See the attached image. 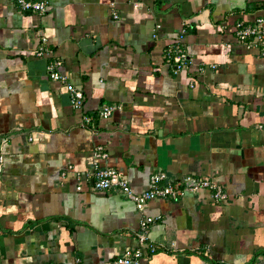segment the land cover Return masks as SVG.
<instances>
[{"label": "crops", "instance_id": "crops-1", "mask_svg": "<svg viewBox=\"0 0 264 264\" xmlns=\"http://www.w3.org/2000/svg\"><path fill=\"white\" fill-rule=\"evenodd\" d=\"M259 18L264 0H49L44 14L0 0V264H114L148 243L142 264H264V56L235 34ZM176 37L190 58L177 71ZM54 60L65 82L48 77ZM97 147L133 194L160 173L229 199L188 190L139 212L93 189Z\"/></svg>", "mask_w": 264, "mask_h": 264}, {"label": "built area", "instance_id": "built-area-1", "mask_svg": "<svg viewBox=\"0 0 264 264\" xmlns=\"http://www.w3.org/2000/svg\"><path fill=\"white\" fill-rule=\"evenodd\" d=\"M21 11L44 14L49 9V0H14ZM117 16L115 15L114 18ZM237 39L241 43H247L256 47L260 54L264 56V20L256 19L252 24L239 22L236 24L235 31ZM44 43L45 39L41 38ZM50 50L47 47L39 48L37 56L41 57L45 53L49 54ZM166 60L171 63L174 69L180 70L186 68L190 61L189 56L182 47L180 38L176 37L170 40L167 49L165 50ZM61 66L59 60L52 61L47 66L48 77L53 81L65 82L66 78L57 70ZM214 67V66H213ZM212 67V68H213ZM66 89L70 97V105L73 109L78 110L83 104V92L80 89L66 84ZM113 106H104L99 112L101 119H107L114 111ZM85 123H90V118H85ZM107 158L106 152L102 147H97L93 153V168L87 174V179L92 183L95 191H108L115 189L124 194L127 198L134 202L136 209L143 211L148 202L158 199H173L176 200L182 197L188 190L192 191H209L210 198L216 203H225L228 201V194L224 188L216 181L208 178H198L191 180L186 178L176 180L174 182L167 181L163 174H154L149 178V188L140 194H133L128 185L126 177L119 171L111 168H103L99 165L102 160ZM2 157L0 156V175L2 170ZM193 182L192 186L187 183ZM186 185V186H185ZM149 220H143L140 223V230L137 233V238L141 245L146 243V233L148 230ZM157 250V246L148 243L146 248H127L121 255L117 256L114 264H142L145 258L153 255Z\"/></svg>", "mask_w": 264, "mask_h": 264}, {"label": "water", "instance_id": "water-1", "mask_svg": "<svg viewBox=\"0 0 264 264\" xmlns=\"http://www.w3.org/2000/svg\"><path fill=\"white\" fill-rule=\"evenodd\" d=\"M193 183V182H192Z\"/></svg>", "mask_w": 264, "mask_h": 264}]
</instances>
